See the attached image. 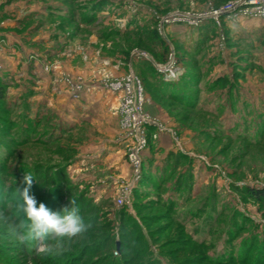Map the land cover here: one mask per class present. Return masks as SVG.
Returning a JSON list of instances; mask_svg holds the SVG:
<instances>
[{
  "label": "rangeland",
  "instance_id": "1",
  "mask_svg": "<svg viewBox=\"0 0 264 264\" xmlns=\"http://www.w3.org/2000/svg\"><path fill=\"white\" fill-rule=\"evenodd\" d=\"M230 1L0 0V39L13 41L16 62L79 68L62 86L73 99L88 80L109 93L103 80L133 73L146 105L162 115L152 118L150 153L132 184V169L125 178L79 157L95 136L91 126L40 99L46 96L39 85L0 77L7 93L0 113V264H30L9 225L16 222V188L24 187L25 174L34 181L38 166L66 171L78 194L111 220L115 238H138L140 264H229L230 257L231 264H264V208L244 193L264 188V21L164 22L174 12H207ZM136 50L147 58H135ZM172 60V73L158 71ZM163 123L173 140L167 150L158 140ZM128 186L132 193L119 206ZM124 211L136 222L127 230L119 226ZM244 256L248 262L240 263Z\"/></svg>",
  "mask_w": 264,
  "mask_h": 264
},
{
  "label": "trees",
  "instance_id": "2",
  "mask_svg": "<svg viewBox=\"0 0 264 264\" xmlns=\"http://www.w3.org/2000/svg\"><path fill=\"white\" fill-rule=\"evenodd\" d=\"M6 96V86L3 80H0V113L5 109L7 110L5 106ZM150 128L151 125H148V139ZM37 168L38 170L36 171L30 194L35 195L38 201L44 202L52 209H58L66 205L71 206L70 202L73 201L88 228L84 233L70 240H64L59 249L55 247L56 242H53V240L41 242V246L50 248L53 254H48V252L37 254L35 246L31 248V241L24 243L22 245V248L25 249L23 254L28 263L140 264L141 252H139L140 250H134V247L138 245V238L136 241H131V238L127 236L128 233H122L118 239L115 238L111 220L104 219L103 213L96 206H92L83 195L78 194L76 186L71 184L66 171L63 169L59 171L57 168H40V166ZM43 172L44 174H42ZM244 193L252 201L264 208V188L248 189ZM15 208L16 212L10 214V217L14 218L15 223H18L25 218L20 213L21 216H18L19 219H17L16 215L19 213L17 204ZM129 222H132L134 225L136 223L132 216L124 211L119 217L120 228L127 230L125 227ZM33 243L34 245L36 244L35 241ZM196 244L199 245L198 242ZM246 257L248 259L249 255ZM246 257L244 256V258L240 259V263L248 262ZM204 259L207 263L211 262L209 258ZM228 262L229 264L234 263V258L230 257ZM258 262L260 264L262 260Z\"/></svg>",
  "mask_w": 264,
  "mask_h": 264
},
{
  "label": "crops",
  "instance_id": "3",
  "mask_svg": "<svg viewBox=\"0 0 264 264\" xmlns=\"http://www.w3.org/2000/svg\"><path fill=\"white\" fill-rule=\"evenodd\" d=\"M0 38L4 39L1 33ZM1 39L0 77H3L12 85L19 81L27 84L33 82L34 85H39L46 96V98L41 97L40 99L44 98L46 101L57 103L62 109L61 112L66 113L64 116H68V119L79 121V123L83 122L91 126L95 131V136L85 144L84 150L86 152L79 154V157L94 163L90 164V167H94L91 169H113L114 173L120 171L127 178L131 168L126 161V146L122 136H120L119 118L111 110V108L114 110L117 106L115 95L105 93L100 88V81H89L86 78L89 83L87 86L81 88L78 99H73V97H70L66 93V87L65 90L62 86H64V76H68L74 80L78 77L75 75L78 72L73 70L79 68L62 63L55 70L46 71L47 65L42 62L33 64V66H26L25 64H22V66L18 61L14 60L13 41L8 38L5 41V45H3ZM145 110L151 119H154L153 121H155V118H162L160 113H154L149 104L146 105ZM89 122H92V124ZM163 124L165 127L162 125V131L161 129L158 131V140L159 146L166 149V147L173 146V140L168 135L170 131L167 128L168 124ZM149 153L150 150H146L144 159L148 157Z\"/></svg>",
  "mask_w": 264,
  "mask_h": 264
},
{
  "label": "built area",
  "instance_id": "4",
  "mask_svg": "<svg viewBox=\"0 0 264 264\" xmlns=\"http://www.w3.org/2000/svg\"><path fill=\"white\" fill-rule=\"evenodd\" d=\"M208 19H212L219 26L224 19L234 22L240 19L264 21V0H233L207 12H174L169 14L164 22L171 25L199 26ZM133 56L135 58H147L146 53L137 50L134 51ZM174 66V60H172L169 64L157 68L161 73H172ZM102 82L104 90L115 95L118 100L115 114L119 118L124 138L128 143L126 160L133 172L132 184H135L141 178L142 164L148 149L147 126L153 123L145 110L144 89L141 81L133 73L119 79L106 78ZM77 89L74 94L75 99L79 97ZM131 193L132 188L129 186L120 190L117 197L119 206L126 203Z\"/></svg>",
  "mask_w": 264,
  "mask_h": 264
},
{
  "label": "clouds",
  "instance_id": "5",
  "mask_svg": "<svg viewBox=\"0 0 264 264\" xmlns=\"http://www.w3.org/2000/svg\"><path fill=\"white\" fill-rule=\"evenodd\" d=\"M32 182V176L25 174L22 180L24 187L16 188L17 208L25 219L9 225V231L13 236L22 243L35 241V249L39 254L51 250L42 247L41 242L55 240V247L59 249L64 240H70L87 230L88 225L73 201L70 202L71 206L52 209L30 194Z\"/></svg>",
  "mask_w": 264,
  "mask_h": 264
}]
</instances>
